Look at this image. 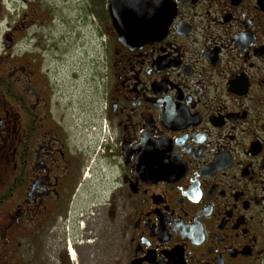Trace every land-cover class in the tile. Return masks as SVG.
I'll return each instance as SVG.
<instances>
[{"label": "flooded vegetation", "instance_id": "1", "mask_svg": "<svg viewBox=\"0 0 264 264\" xmlns=\"http://www.w3.org/2000/svg\"><path fill=\"white\" fill-rule=\"evenodd\" d=\"M23 1L0 33V264H264V0H81L60 48ZM89 43L84 112L41 61Z\"/></svg>", "mask_w": 264, "mask_h": 264}, {"label": "rangeland", "instance_id": "2", "mask_svg": "<svg viewBox=\"0 0 264 264\" xmlns=\"http://www.w3.org/2000/svg\"><path fill=\"white\" fill-rule=\"evenodd\" d=\"M3 5V12L0 14V33H2L8 24H11L15 13H20L22 6H25L23 0H0ZM29 9L32 10V19L35 21V32L37 35L47 33L51 30V35L55 38V45L60 48L63 45L59 42V37L67 36L69 39L74 37L75 25L79 17V6L81 0H26ZM19 2V4H17ZM22 5V6H21ZM20 6V7H19ZM52 22L46 23L45 17L49 10ZM49 30V31H50ZM58 40V42H57ZM44 44V42H43ZM72 53V52H71ZM74 52L72 53V55ZM48 55L42 57V67L49 64L52 66V81L57 87L58 93L55 95L61 103L66 100L71 101L81 110L90 109L93 105L100 107L103 103V82H104V55L100 47H93L90 43L80 47L79 53L69 57L65 63L48 59ZM53 56V53H52ZM44 58V59H43ZM72 63L74 68H69ZM66 68H65V67ZM72 70V71H71ZM46 76V75H45Z\"/></svg>", "mask_w": 264, "mask_h": 264}]
</instances>
